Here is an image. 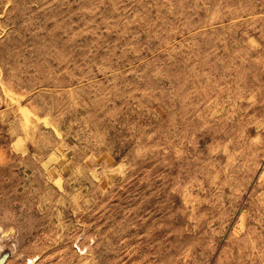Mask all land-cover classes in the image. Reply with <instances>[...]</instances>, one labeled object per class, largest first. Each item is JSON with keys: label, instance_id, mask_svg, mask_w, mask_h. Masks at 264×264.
I'll list each match as a JSON object with an SVG mask.
<instances>
[{"label": "rangeland", "instance_id": "obj_1", "mask_svg": "<svg viewBox=\"0 0 264 264\" xmlns=\"http://www.w3.org/2000/svg\"><path fill=\"white\" fill-rule=\"evenodd\" d=\"M0 264H264V0H0Z\"/></svg>", "mask_w": 264, "mask_h": 264}]
</instances>
